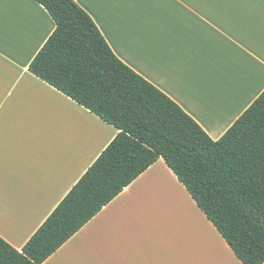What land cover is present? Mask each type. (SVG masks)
<instances>
[{
  "label": "crops",
  "instance_id": "0c3cea01",
  "mask_svg": "<svg viewBox=\"0 0 264 264\" xmlns=\"http://www.w3.org/2000/svg\"><path fill=\"white\" fill-rule=\"evenodd\" d=\"M75 2L213 141L264 91L259 2ZM54 28L34 0L0 6V238L17 251L117 134L28 72ZM42 264L241 263L160 158Z\"/></svg>",
  "mask_w": 264,
  "mask_h": 264
},
{
  "label": "trees",
  "instance_id": "16d2710c",
  "mask_svg": "<svg viewBox=\"0 0 264 264\" xmlns=\"http://www.w3.org/2000/svg\"><path fill=\"white\" fill-rule=\"evenodd\" d=\"M55 28L28 72L114 127L115 138L17 251L0 264H42L162 159L241 264H264V91L216 141L122 63L75 0H34Z\"/></svg>",
  "mask_w": 264,
  "mask_h": 264
},
{
  "label": "snow or ice",
  "instance_id": "6c2138e0",
  "mask_svg": "<svg viewBox=\"0 0 264 264\" xmlns=\"http://www.w3.org/2000/svg\"><path fill=\"white\" fill-rule=\"evenodd\" d=\"M120 2L124 3H138L143 2V0H120ZM147 2H154V3H179L180 0H147ZM218 2L230 5H249L259 2L261 5H264V0H218ZM4 0H0V6H2Z\"/></svg>",
  "mask_w": 264,
  "mask_h": 264
},
{
  "label": "rangeland",
  "instance_id": "374dc122",
  "mask_svg": "<svg viewBox=\"0 0 264 264\" xmlns=\"http://www.w3.org/2000/svg\"><path fill=\"white\" fill-rule=\"evenodd\" d=\"M186 215V214H185ZM188 215V214H187ZM194 223H196V221H193Z\"/></svg>",
  "mask_w": 264,
  "mask_h": 264
}]
</instances>
